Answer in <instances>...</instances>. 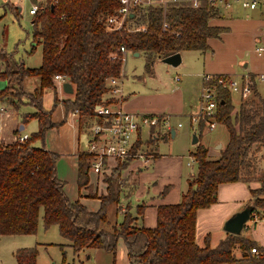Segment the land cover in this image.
Instances as JSON below:
<instances>
[{
  "label": "trees",
  "instance_id": "obj_1",
  "mask_svg": "<svg viewBox=\"0 0 264 264\" xmlns=\"http://www.w3.org/2000/svg\"><path fill=\"white\" fill-rule=\"evenodd\" d=\"M119 4L118 0L40 3L31 19V49L41 45V61L36 67L24 66L10 52L0 49L4 64L0 69V82H5L0 86V97L12 96V89L17 85L28 98L26 104L33 107L21 115V122L33 118L38 122L37 130L23 141L0 144V234L34 233L40 215L45 228L57 225L66 245L74 252L92 247L114 254L117 239L122 238L131 264H264V247L255 246L258 253H251L249 248L254 246V240L240 234L226 232L214 246L210 245L208 234L202 244L195 241L196 211L216 201L220 183L258 180L259 185L249 189L253 204L250 215L264 209L261 195L264 172L254 176V154L264 147V99L248 108L244 102L231 115L230 92L218 88L215 117L227 128V142L214 158L207 155L206 147L196 143L194 151L190 152L196 169L188 178L186 190L178 202L157 207L153 227H145L140 222L143 204L136 205L134 213L127 204L120 210L121 171L127 165L125 160L118 161L109 174L103 176L105 193L88 195L100 200L95 211L88 210L78 200H69L65 194L64 181L57 177L55 169L59 154L42 144L46 129L57 124L51 120L55 106L61 103L66 113L77 110L79 131L93 123H108L109 116L95 114L93 106L115 101L107 95L106 82L109 77L120 74L119 45L127 51L142 52L144 69L150 72L156 59L182 50L203 51L208 48V39L223 31V27L209 23V19L219 13L206 0H200L197 8L187 2L168 5L164 15L168 24L165 30L161 28L160 6H138L134 8V15L126 18L124 28H106L107 16ZM14 9L18 14V7ZM112 53H115L113 58ZM54 74L62 75L71 83L73 91L69 97L57 98L52 82ZM29 77H37L32 90L25 84ZM45 88L53 92L49 109L42 106ZM36 141L40 144H35ZM140 143L141 140L136 139L134 149L139 148ZM90 158L87 150L78 153L79 188L88 181ZM109 212L114 217L120 213L121 220H111ZM14 256L16 264H36V248H18Z\"/></svg>",
  "mask_w": 264,
  "mask_h": 264
},
{
  "label": "crops",
  "instance_id": "obj_2",
  "mask_svg": "<svg viewBox=\"0 0 264 264\" xmlns=\"http://www.w3.org/2000/svg\"><path fill=\"white\" fill-rule=\"evenodd\" d=\"M18 10L20 9L19 6ZM218 16L209 19V23L212 25H217L223 27V31L219 33L217 37H211L208 39V48L199 51L203 55V61L201 70L202 73H221L229 77H238L243 73L256 74V71L242 70L237 72L233 67V62L235 61V56L233 57L232 64H229L230 57H225L227 51L225 45L228 41L225 40L226 36L231 33L232 20L234 17L242 16L243 21H248L247 24L255 25V28L264 26V16L261 15L259 8L248 9L243 8L238 5H234L230 8L222 9L218 12ZM259 41L254 40L252 50L255 54L260 55L264 51L263 45H258ZM258 47H262L258 50ZM183 51H179L181 56ZM197 51V50H194ZM139 55L133 53V56ZM160 59V58H158ZM145 62V61H144ZM182 60L180 61V63ZM155 61L151 66L150 72H146L148 75H153V66ZM179 63V64H180ZM178 64V65H179ZM176 65V66H178ZM175 66V67H176ZM246 66V63L244 64ZM144 67V64H143ZM123 70V69H122ZM124 71L123 76L124 77ZM178 76L179 79L175 80L174 77ZM173 77V80L178 83L181 81V77L177 74ZM142 80L141 76H138ZM123 79L121 83L122 95L120 98L121 106L127 111L134 112H148V113H170L172 116L175 115L174 112H182V105L180 103L179 108L170 106L168 102L156 103L154 98L157 94L150 92L148 94H138L134 91L126 93L127 90H123L122 87ZM261 83H257V89L255 96L264 99L258 90V86ZM55 91L58 98L69 97L72 93H66L61 90L58 86L55 87ZM59 91V92H58ZM232 94L235 92H230V101L233 105V112L239 110L243 99L237 94V101H232ZM68 95V96H67ZM31 111V110H30ZM27 111L20 113V116L16 119L15 124L17 128V133L13 131L12 139L17 140L16 137L21 134H28L33 132L32 127L30 130H26V126L34 125L32 121H36L37 128L38 122L35 118L30 119L24 123L21 122V115ZM192 112V111H191ZM232 112V113H233ZM51 120L57 124L46 129L44 133V138L42 144L45 148L57 152L59 154L56 163V175L59 179L64 181L63 189L69 200L80 201L88 210L95 211L99 207L100 200L98 197L88 196L89 194H101L106 192V182L103 180V176L109 174L110 170L117 165L118 162H111L110 167L102 173H94L87 170L88 181L82 186L77 185V161L78 153L80 151L87 150V131H79L77 119L75 116H71L69 111L66 113L62 104H57L51 112ZM21 126V127H20ZM176 129L172 128L167 132L162 129H150L147 127H142L138 130L136 139H140V149L144 155L145 161L142 158L134 157L127 161V165L121 171V178L123 183L121 186V196L120 204H127L132 213L135 212V206L138 204H143L141 224L145 227H153L156 223L157 207L161 204H173L179 201L180 194L186 190L188 184V178L190 174L194 171H189L187 175L182 176L181 169V159L172 152L160 151L158 148V141L164 140L169 135L175 136ZM37 130V129H36ZM34 130V131H36ZM21 131V132H19ZM81 134L84 136V141H81ZM228 139V138H227ZM199 137H197V142ZM10 141V140H9ZM9 141L3 139L0 136V144L8 143ZM10 141V142H11ZM227 140L225 141V143ZM204 147L207 148V155L213 157L218 155V150H216L222 143L215 140L212 143V150L209 146L199 142ZM35 144L39 145L40 141H36ZM262 148V147H261ZM260 148V149H261ZM258 150V152L260 151ZM215 150V151H213ZM212 151V152H210ZM190 155V153H189ZM191 156V155H190ZM264 156V155H262ZM187 163V162H186ZM259 173H263L264 170L259 168V163L257 162ZM185 182V185H182ZM177 185L179 187V194ZM256 181H232L220 183L217 188L216 201L205 208H198L196 211L195 218V241L198 244L203 243V238L205 235H209V243L214 246L218 241L226 235V231L223 230L222 226L224 221L231 216L234 212L241 210L247 203L251 201V194L249 189L256 188ZM183 188V189H181ZM261 210L260 217L262 216ZM255 214V213H254ZM109 212V217L111 220L117 216ZM121 214L120 219L121 220ZM259 218V217H258ZM253 223L250 231L243 233L242 230L240 235L247 237L256 242L257 245L264 247V240L260 238L255 229V224L257 222L250 219ZM118 221V220H117ZM250 226H246L249 229ZM212 232L219 234V238L215 243L210 241V235ZM66 243H62V246L67 244L66 239H63ZM68 246V245H66ZM70 247V246H69ZM85 251L84 253H89L95 258L97 264H131L127 258V251L122 238H118L116 242V248L114 254L103 248H83L79 251ZM73 251V250H72ZM74 252V251H73ZM77 254V253H76ZM87 255L89 257L90 255Z\"/></svg>",
  "mask_w": 264,
  "mask_h": 264
},
{
  "label": "rangeland",
  "instance_id": "obj_3",
  "mask_svg": "<svg viewBox=\"0 0 264 264\" xmlns=\"http://www.w3.org/2000/svg\"><path fill=\"white\" fill-rule=\"evenodd\" d=\"M29 5L30 2L28 0L20 1V9L18 10V14H15L14 7L16 6L14 4L8 0H0V49L2 48L10 52L13 58L22 62L24 66L36 67L41 61V45L38 44L33 50L31 49L33 24L31 22L32 15L28 13ZM242 18L246 17L242 15L234 17L232 20L231 33L225 38L228 41L225 45L227 49L225 57H230L228 62L232 64L233 57L235 56L233 67L237 72L252 69L256 73H264V51L258 55L252 50L254 40L259 41L258 45L264 46V26L255 28V25L250 26V24H247L248 21H243ZM246 19H249V17ZM181 60L182 62L175 67L162 62L160 59H156L153 66V75H148L143 67L145 61L144 54L139 52V55L133 56L132 51H127L126 60L121 66L119 76L123 79L122 87L123 90H127L126 93L134 91L138 94L145 95L153 92L157 94L154 101L158 104L168 102L170 106L179 108L181 103L182 112H174L175 115L172 117L174 124L180 122L182 124L181 127L176 129L175 136L168 134L164 140L158 141L157 144L160 151L166 153L172 152V154L180 157L183 176L187 175L189 171H195L196 169L195 162L189 155L190 152L194 151L196 146V143L192 142L194 134L199 137V142L209 146L212 150V143L215 140L225 143L228 138V132L225 124L222 122H217L212 129H209L205 125L204 119H201L198 124L190 119L191 116L197 114L200 103L203 55L198 50H184ZM245 63L246 66H244ZM3 67V61L0 59V69ZM123 71L125 72L124 77H122ZM177 74L181 77V81L178 83L173 80V77ZM138 76H141L142 80ZM36 83L37 77H29L25 81L26 87L29 90H32ZM258 90L264 96V82H261ZM12 91V96L0 97V105L6 108L0 114V136L7 141H11L12 139L13 131L16 128V119L20 116V113L33 110L32 106L26 104L28 100L26 94L17 85H15ZM52 98V90L45 88L42 94V106L46 109L51 108ZM63 98L58 99L61 100ZM237 99L235 92V94H232L234 104H236ZM261 99V97L251 95L248 99L243 100L242 104H249L244 105L245 108H248L252 103L259 104ZM232 112L231 115L235 113ZM32 122L34 125L26 126V130H30L32 127L34 129L31 131L37 129L36 121L34 120ZM235 127L238 130L236 123ZM80 138L81 141H84L82 134ZM224 145L221 144L216 150L219 151ZM211 154L213 156L211 158L216 157L213 153ZM262 155H264V147L254 154L256 162L254 176L256 177L260 176V173L257 172V162L259 163V168L264 170V156ZM252 181H256L257 185H259L258 180ZM182 185H185V182ZM179 187L177 185L176 188L178 194L180 193ZM261 195L264 196V193H261ZM122 208H125V204H120V210ZM260 212L261 210L254 212L257 217V222L253 229L264 240V212H262L261 217ZM119 219L120 213L117 215V220L120 221ZM246 226H250L249 229ZM252 226L253 223L248 218L245 221L242 232L248 233L252 229ZM218 238L219 234L216 232H212L210 235V241L213 243ZM63 239L58 231L57 225L53 224L45 228L39 215L34 233L0 234V264H16L14 253L18 248L24 247L36 248V264H59L62 262L69 264H97L93 255L84 253L85 251L83 250L73 252L71 247L66 245L62 246V243H66ZM254 246L260 249L256 242ZM88 254L90 255L89 257H87ZM236 254L239 253L236 252Z\"/></svg>",
  "mask_w": 264,
  "mask_h": 264
},
{
  "label": "built area",
  "instance_id": "obj_4",
  "mask_svg": "<svg viewBox=\"0 0 264 264\" xmlns=\"http://www.w3.org/2000/svg\"><path fill=\"white\" fill-rule=\"evenodd\" d=\"M15 6H20L22 0H8ZM30 2L28 13L33 15L37 12L40 3L46 0H28ZM56 0H52L54 2ZM120 4L114 9L113 13L106 18V28L120 30L124 28V23L130 12L138 6H160L163 19L161 22L162 30L167 28L168 24L164 18L167 6L170 4H180L187 2L190 7L197 8L200 5V0H118ZM208 4L214 7L218 12L222 9L230 8L234 5L243 8L255 9L259 8L260 13L264 16V0H206ZM142 30L144 26L140 27ZM261 50L262 47H258ZM120 58L123 62L126 60L127 50L123 45H119ZM115 53L111 54L113 58ZM202 85L199 97V107L197 114L190 119L198 124L201 119H204L205 125L212 129L217 123L216 107L218 102V88H224L229 92H237L240 97L245 100L255 94L257 83L264 82V73H243L238 77H229L221 73H202ZM175 80L179 77L175 76ZM65 78L60 74H54L52 82L54 87H59L62 90V83ZM122 78L120 76H111L107 79V95L114 98L115 101L111 104H95L93 111L98 115L109 116L108 123H93L87 127V151L89 152L90 167L89 170L102 174L111 162L129 161L134 157L146 159L139 148L134 149L135 137L138 130L142 127L150 129L162 128L166 132L172 128L181 127V123L174 124L170 113H148L127 111L121 106V89ZM6 108L0 105V114ZM71 116L78 117L77 110H69ZM27 138V134H21L16 137L18 141H23ZM192 157V156H191ZM193 159V157H192ZM191 159V160H192ZM194 160V159H193ZM253 221L257 220L256 214L252 213L249 217ZM257 247L250 248L253 254L258 253Z\"/></svg>",
  "mask_w": 264,
  "mask_h": 264
},
{
  "label": "water",
  "instance_id": "obj_5",
  "mask_svg": "<svg viewBox=\"0 0 264 264\" xmlns=\"http://www.w3.org/2000/svg\"><path fill=\"white\" fill-rule=\"evenodd\" d=\"M129 16H133V12L129 13ZM135 54H138V51L133 52ZM160 60L168 65L176 66L181 61V54L179 51L170 53L166 56H163L160 58ZM5 82H0V86H4ZM62 90L66 93H72L73 88L69 81L65 80L62 83ZM21 127V126H20ZM197 136L194 134L192 138V142L196 143ZM253 204L250 201L247 203L241 210L234 212L231 216H229L223 223L222 228L226 232L234 233V234H240L242 228L245 225V221L248 220L250 217V213L252 211Z\"/></svg>",
  "mask_w": 264,
  "mask_h": 264
}]
</instances>
